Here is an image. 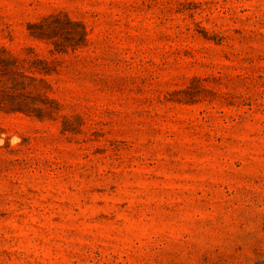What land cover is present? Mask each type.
I'll use <instances>...</instances> for the list:
<instances>
[{"label": "rangeland", "instance_id": "obj_1", "mask_svg": "<svg viewBox=\"0 0 264 264\" xmlns=\"http://www.w3.org/2000/svg\"><path fill=\"white\" fill-rule=\"evenodd\" d=\"M0 55V264H264V0H0Z\"/></svg>", "mask_w": 264, "mask_h": 264}, {"label": "trees", "instance_id": "obj_2", "mask_svg": "<svg viewBox=\"0 0 264 264\" xmlns=\"http://www.w3.org/2000/svg\"><path fill=\"white\" fill-rule=\"evenodd\" d=\"M41 28H43V26H41ZM41 34L44 35L45 33L42 32ZM0 67H1L0 72H2L1 73L2 76L6 77L8 75L9 78L12 79L13 81H17L19 77H20L21 81H23L28 76L24 72H21V71L19 72L17 69V66H14L13 67L14 72L9 74V69L11 68V66H9V64H6V59L4 57H2L1 55H0ZM2 92L3 91H0V95L2 94ZM4 95L7 96L8 92H6ZM21 108H22V105L20 102L13 103L12 110H21Z\"/></svg>", "mask_w": 264, "mask_h": 264}]
</instances>
